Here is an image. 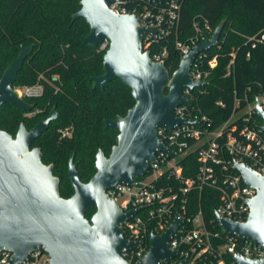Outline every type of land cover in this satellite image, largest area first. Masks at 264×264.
<instances>
[{
    "label": "water",
    "instance_id": "obj_1",
    "mask_svg": "<svg viewBox=\"0 0 264 264\" xmlns=\"http://www.w3.org/2000/svg\"><path fill=\"white\" fill-rule=\"evenodd\" d=\"M113 0H80V8L73 19L84 17L90 31L84 41L98 46L109 45L104 53V73L89 76L94 87H106L121 78L131 87L135 104L125 115L116 119L105 118L107 127L119 132L109 155L103 149L96 154V171L83 181L74 162L69 160L68 175L74 193L63 197L60 178L54 174L53 163L43 161V152L34 141L58 118L51 111L28 129L21 122L16 135L0 128V252L10 249V264L26 261L37 247L50 255L49 264H161L179 256L178 249L170 248V239L184 222L178 214L165 232L151 234L150 247L145 255L133 263L121 252L143 244V240L125 237L124 224L139 209L125 211L106 190L117 183L141 186L137 179L144 176L157 150L176 152L158 136V126L173 129L176 125L197 120L177 117L174 110L187 103L183 89L205 85L206 80L191 77V67L199 52L216 46L224 29L225 19L214 28L210 38L194 45L181 59L179 67L171 73L165 62L157 61L145 49L144 35L150 29L134 13H119L110 8ZM33 45H22L17 56L0 76V106L11 103L31 111L35 103L21 96L15 88L25 59ZM256 110L263 119L264 108L260 96L256 97ZM247 184L257 189L250 199V213L245 221L217 215L224 233L253 239L264 246V175L244 163H237ZM96 208L90 218L87 212ZM239 264H264L261 259L235 256ZM178 264H196L190 258H180Z\"/></svg>",
    "mask_w": 264,
    "mask_h": 264
},
{
    "label": "trees",
    "instance_id": "obj_2",
    "mask_svg": "<svg viewBox=\"0 0 264 264\" xmlns=\"http://www.w3.org/2000/svg\"><path fill=\"white\" fill-rule=\"evenodd\" d=\"M79 8L80 0H0V76L21 46L32 44L15 87L43 86L41 96L26 98L35 103L31 115L11 103L1 105L0 128L15 136L21 122L30 129L56 107L58 118L33 145L41 148L46 164L53 163L63 197L74 193L68 175L71 156L81 179L88 181L96 171L98 150L109 155L119 132L107 127L104 119L125 115L135 104L131 87L121 78L106 87H94L89 79L104 73L106 49L84 41L90 24L84 17L73 19ZM195 19L208 20L213 29L225 19L218 44L207 51L203 62L209 70L207 83L191 90V104L209 117L213 128L231 115L236 98L244 106L246 99L253 101L264 93V0H184L177 31L149 47L152 54L167 47L165 64L171 73L181 61L176 39L187 40L196 33ZM214 55L217 64L210 67L208 60ZM256 117L262 127L263 119ZM181 163L185 177L196 176L200 164L197 152H189ZM168 180L176 182L173 177L163 178ZM219 202L217 188L194 187L187 194L186 216L202 210L208 227L224 240L226 235L215 221ZM95 209L88 210V218Z\"/></svg>",
    "mask_w": 264,
    "mask_h": 264
},
{
    "label": "built area",
    "instance_id": "obj_3",
    "mask_svg": "<svg viewBox=\"0 0 264 264\" xmlns=\"http://www.w3.org/2000/svg\"><path fill=\"white\" fill-rule=\"evenodd\" d=\"M183 1L113 0L110 8L119 13H134L141 18L142 24L150 29L144 35L145 49H149L153 43L177 31ZM194 28L196 33L189 39H176L181 59L194 45L210 38L214 30L206 19H195ZM261 40H264V33ZM108 45L106 40L99 47L106 49ZM208 50L196 56L191 67L193 80H208L209 70L203 67ZM167 53V47L162 46L151 55L155 60L165 62ZM208 64L214 67L217 56L209 59ZM15 88L25 98L43 94V86L39 83ZM191 90L189 87L183 89L188 102L177 106L174 114L195 119L198 123L184 122L173 129L167 126H158L157 129L159 138L177 155L157 150L156 159L150 163L147 173L137 179L142 183L141 186L117 183L106 190L108 196L117 200L125 211L140 208L124 224V234L129 240H143V244L124 250L121 255L130 262H137L149 249L151 234L165 232L172 220L180 214L184 222L169 241L170 248L180 252L176 258L169 259L173 260L172 264H178L180 258H190L196 264H239L235 259L237 255L261 259L264 257L262 244L253 239L224 233L217 219V215H220L245 221L250 213L249 201L256 195L257 189L246 183L244 175L236 168L237 163H244L264 175V129L259 126L256 117V98L253 101L246 99L244 106L236 98L231 115L212 128L209 117L191 104ZM260 98L264 108V93ZM219 103L222 104L221 101ZM194 151L198 155L199 169L195 177H185L181 162L189 152ZM165 176L173 177L176 182L163 181ZM205 185L213 186L220 192L215 221L226 235L224 240L218 231L208 227L202 210L191 217L186 216L188 192L194 187L202 188ZM12 257L10 249H3L0 252V264H10ZM50 260L49 253L37 247L29 253L26 261L15 264H49Z\"/></svg>",
    "mask_w": 264,
    "mask_h": 264
},
{
    "label": "rangeland",
    "instance_id": "obj_4",
    "mask_svg": "<svg viewBox=\"0 0 264 264\" xmlns=\"http://www.w3.org/2000/svg\"><path fill=\"white\" fill-rule=\"evenodd\" d=\"M230 66V65H229ZM229 66H228V68H229ZM36 84V83H35ZM34 85V84H33ZM27 115H31L32 114V112H29V113H26Z\"/></svg>",
    "mask_w": 264,
    "mask_h": 264
},
{
    "label": "flooded vegetation",
    "instance_id": "obj_5",
    "mask_svg": "<svg viewBox=\"0 0 264 264\" xmlns=\"http://www.w3.org/2000/svg\"><path fill=\"white\" fill-rule=\"evenodd\" d=\"M34 103V102H33ZM27 113H29V112H32V110L31 111H26ZM34 146V145H33Z\"/></svg>",
    "mask_w": 264,
    "mask_h": 264
}]
</instances>
